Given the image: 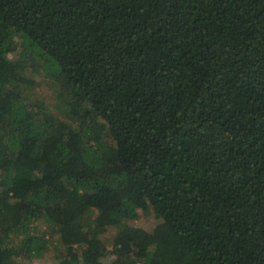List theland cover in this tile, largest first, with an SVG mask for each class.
Here are the masks:
<instances>
[{
	"label": "trees",
	"instance_id": "trees-1",
	"mask_svg": "<svg viewBox=\"0 0 264 264\" xmlns=\"http://www.w3.org/2000/svg\"><path fill=\"white\" fill-rule=\"evenodd\" d=\"M50 238V264H264V0H0V264Z\"/></svg>",
	"mask_w": 264,
	"mask_h": 264
},
{
	"label": "rangeland",
	"instance_id": "rangeland-1",
	"mask_svg": "<svg viewBox=\"0 0 264 264\" xmlns=\"http://www.w3.org/2000/svg\"><path fill=\"white\" fill-rule=\"evenodd\" d=\"M34 74V79L35 83L31 87L32 89L35 90L36 94H39L42 96V98L45 101L49 102H54L55 104H61L62 108V102L59 103V98H58V90L55 85L50 82L47 78L44 77V75L40 73H33ZM138 217L135 219V222L144 229L151 230L153 226H155L156 223L159 221L155 218H151L148 215L147 211H138ZM113 233L111 234H105L104 235V240L107 244V247H111V241H112ZM63 253V248L62 246L58 243L57 239L55 238H50V241L47 245L46 248V253L43 257L41 258H33L31 260H27V264H44V263H53L55 260L59 259L62 257Z\"/></svg>",
	"mask_w": 264,
	"mask_h": 264
}]
</instances>
